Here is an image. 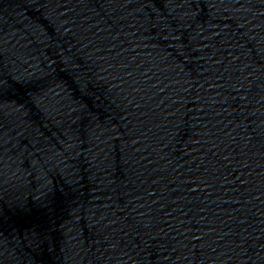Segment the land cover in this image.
<instances>
[{
	"label": "water",
	"instance_id": "obj_1",
	"mask_svg": "<svg viewBox=\"0 0 264 264\" xmlns=\"http://www.w3.org/2000/svg\"><path fill=\"white\" fill-rule=\"evenodd\" d=\"M262 73L264 0H0V264H264Z\"/></svg>",
	"mask_w": 264,
	"mask_h": 264
},
{
	"label": "snow or ice",
	"instance_id": "obj_2",
	"mask_svg": "<svg viewBox=\"0 0 264 264\" xmlns=\"http://www.w3.org/2000/svg\"><path fill=\"white\" fill-rule=\"evenodd\" d=\"M109 3L113 6V7H123L124 3H126V0H123V2L121 3H116V0H109ZM188 5V4H187ZM143 5H141L142 7ZM190 7V5H188ZM101 8H108L109 11H111V7H109L107 4H101ZM239 27V25H238ZM262 75H264V73H262ZM241 99L243 100V96H241ZM262 136H264V133H261ZM248 143V140L245 139L243 141V144L240 145V152L239 155L241 156V159L246 155V153L244 152V145ZM217 152L220 153V155L217 157V159H209L208 161H204L203 158L201 159L202 163H206L208 168H210L212 170V172H216L217 169H222L224 167H228L231 166L233 168L240 166L243 167L244 164L241 163V159L239 161H234L232 159H230L229 157L232 155V149L229 148L227 151H224V149H217ZM262 155H264V153H262ZM212 156H216V152L212 153ZM214 166V167H213ZM208 177L205 175H200L196 180L193 181H203L205 179H207ZM221 181V183L219 184H224L226 183V181L224 179L219 180ZM227 183H231V181H227ZM243 183V181L241 182ZM195 184V183H194ZM197 187H200L201 184H196ZM203 188H208L209 185L208 184H202ZM196 188H189V191H194ZM235 191V189H225V191ZM163 205H161L160 209H163ZM197 211H203V209H197ZM165 215H167V212H164ZM233 218V217H230ZM243 210L241 211V219L238 221V223H243ZM195 220L197 223H199V221L203 220L202 216H196ZM185 231H188V229H185ZM209 231H211V229H209ZM241 231H243V228H241ZM204 233L201 232L200 235H203ZM196 237H193V239H195ZM201 247H203V244L201 245Z\"/></svg>",
	"mask_w": 264,
	"mask_h": 264
}]
</instances>
